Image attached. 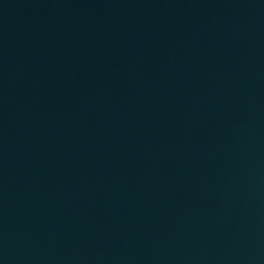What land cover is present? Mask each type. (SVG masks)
<instances>
[{
	"label": "water",
	"instance_id": "water-1",
	"mask_svg": "<svg viewBox=\"0 0 264 264\" xmlns=\"http://www.w3.org/2000/svg\"><path fill=\"white\" fill-rule=\"evenodd\" d=\"M0 264H264V0H0Z\"/></svg>",
	"mask_w": 264,
	"mask_h": 264
}]
</instances>
